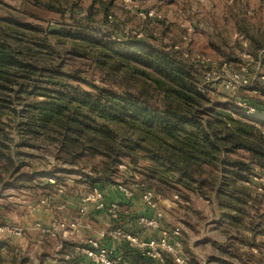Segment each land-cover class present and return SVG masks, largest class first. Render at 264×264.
Instances as JSON below:
<instances>
[{"label":"rangeland","instance_id":"374dc122","mask_svg":"<svg viewBox=\"0 0 264 264\" xmlns=\"http://www.w3.org/2000/svg\"><path fill=\"white\" fill-rule=\"evenodd\" d=\"M149 10L153 11V17L137 14ZM68 33L116 41L113 47L121 52H134L128 44L120 43L125 40L163 51L191 67L198 79V90L206 100L205 107L225 105L231 107L230 112L236 109L264 121V115L258 114L254 107L264 105V0H0V40H7L17 57L49 68L62 61L65 67L77 71L75 75L110 90L120 91L125 84L143 85V80L129 76L128 69L110 68L118 62L115 58L102 68L93 66L97 46ZM234 72L240 73L246 82L226 88L228 75ZM20 75L24 72L12 69L4 74L7 81L0 78L5 87H0V97L10 101L0 110V140L5 145H0V150L11 156L15 167L7 171L9 162L0 156V264H52L54 260L64 263L62 257L70 255L69 249L54 247L69 239L75 230L52 234L41 229L46 230L54 221L77 220L83 225L95 221L97 215L103 228L97 234L93 231L85 241L105 240V244H100L120 257V264L123 255L114 248L118 242L127 247L123 251L126 263L149 264V258L123 237L101 238V232L120 229L148 240L178 227L179 251L184 260L182 252L185 254L187 264H264V184L260 181L264 168L252 165L250 171L243 172L248 178L239 183L242 187L236 186L237 191L228 200L231 205L228 209L219 206L211 195L206 200L183 189L173 182L171 175L158 174L159 180L148 177V169L159 168L143 150L146 143L138 140L125 125L108 124L115 137L112 141L117 155L106 150L107 155L83 154L72 160L69 153L58 151L56 134L34 125L32 132L29 126L21 125L29 119L28 105L55 99L59 95L54 89L68 90L33 82L41 88L30 85L27 93H22L24 80ZM215 76L221 77L215 79ZM255 126L264 132L260 123ZM133 140L139 144L135 146ZM242 158L247 160L246 155ZM106 168L108 174L103 173ZM34 173L44 176L30 181L21 177ZM51 174L54 176L50 177ZM98 178L103 182H92ZM139 179L153 193H160L159 198L146 204L136 188L140 195H134L132 209L107 200L104 195L107 203H117L116 216L90 202L85 204L86 209L93 208L80 213L81 198L93 190L102 192L107 184L132 186L142 182ZM165 198L172 199L176 206L172 209L162 206ZM143 208L151 214L139 213ZM124 211L134 216L128 217ZM158 214L156 228L138 223L140 217ZM81 215L85 220H80ZM165 224L168 230L164 229ZM10 226L19 229V234L4 230ZM147 230H159V235L146 237L143 232ZM193 239L197 241L191 250ZM164 260L177 264L169 254Z\"/></svg>","mask_w":264,"mask_h":264},{"label":"trees","instance_id":"16d2710c","mask_svg":"<svg viewBox=\"0 0 264 264\" xmlns=\"http://www.w3.org/2000/svg\"><path fill=\"white\" fill-rule=\"evenodd\" d=\"M68 36L97 46L93 66L102 68L115 58L118 62L110 68L114 71L128 69L129 76L143 80V85L125 84L120 91L99 87L75 75L77 71L65 67L62 61L50 68L25 61L16 56L7 40L1 39L0 78L7 81L4 74L18 69L24 72L19 76L24 80L22 93H27L30 85L41 88L34 85L38 82L68 90L54 89L59 95L55 99L41 105H28L29 119L21 125L29 126L32 132H35L34 125L56 134L58 151L69 153L72 160L83 154L115 152L112 141L115 137L108 124L125 125L134 131L138 140L146 143L143 150L159 168L148 169V177L159 180L156 176L166 173L183 189L206 200L211 195L219 206L230 209L228 200L237 191L236 186L242 187V182L248 178L243 172L250 171L252 165L264 168V135L255 126L260 123L264 127V121H257L236 109L230 112L231 107L225 105L205 107L206 100L198 90V79L191 67L163 51L125 40L120 43L128 44L134 52H121L113 47L116 41L89 34L68 33ZM71 81H76V86L69 83ZM0 87L5 89L1 82ZM9 103L0 97V110ZM254 107L258 114L264 115L263 104ZM132 144L139 143L133 140ZM0 145L5 146L1 140ZM245 155L247 160L242 158ZM0 156L9 162L7 171L15 168L9 154L0 150ZM103 173L108 174L107 168ZM38 176L44 174L21 177L30 181ZM142 182L148 188L149 185Z\"/></svg>","mask_w":264,"mask_h":264},{"label":"built area","instance_id":"2783aa9c","mask_svg":"<svg viewBox=\"0 0 264 264\" xmlns=\"http://www.w3.org/2000/svg\"><path fill=\"white\" fill-rule=\"evenodd\" d=\"M142 17H153V11H138L137 13ZM221 77V76H220ZM219 76H215V79L220 78ZM205 78L208 79V75H205ZM264 78V77H263ZM228 81L224 84L226 88L228 87H238L244 84L246 81L242 77V75L238 72H234L231 75H228ZM264 134V132H263ZM264 178V177H263ZM263 178H260L261 183L264 184ZM118 189L123 191L125 197H131L133 194L132 187L137 188L141 191V198L144 200L146 204H150L154 199L159 198V194L153 193L149 188H147L142 182H136L131 187H126L124 185H117ZM82 207L79 208L80 213H84L86 211V203H94L95 207L98 209L106 208L113 216H116V210L118 205L116 202H106L104 199V195L100 190H93L88 193L85 197L81 198ZM158 214L156 217H140L138 219V223L148 227V228H156L158 226L159 221ZM78 228V221H54L52 225L46 230L41 229L42 231H47L52 234L56 232L61 233H72L74 230ZM5 231L11 232L14 234H19V229L16 227H5ZM171 235V236H170ZM179 229L175 227L170 233L167 231L162 232L161 236L158 238H151L148 240H142L137 238L130 233H125L120 229H110L105 232H101L100 236L109 237L112 239L123 237L126 239L130 245L136 246L144 251V254L149 259L157 260L162 262L163 264H169L164 260V256L169 254L173 257L174 262L177 264H182L184 262L183 257L180 255V241L178 238ZM76 251H79L83 256L89 259L93 264H120V257L114 256L113 251L106 247H103L97 239H88L82 245L76 248ZM62 260L65 262L69 261L70 264H81L78 261H74L71 259V255L67 254L62 257ZM63 262L58 263L56 260L52 262V264H64Z\"/></svg>","mask_w":264,"mask_h":264},{"label":"crops","instance_id":"0c3cea01","mask_svg":"<svg viewBox=\"0 0 264 264\" xmlns=\"http://www.w3.org/2000/svg\"><path fill=\"white\" fill-rule=\"evenodd\" d=\"M124 186L131 187L130 183L129 184L126 183V184H124ZM131 189L133 191V194H132L133 196L132 197H125L124 196L125 194L123 193V191L118 189V186L116 184H107L106 186L103 187L102 193H103V195H106L105 197L107 198V200H115L117 202H121L122 205H125V207H127L129 209H132L131 206L135 205V203H134V201H135L134 195H140V193H139V190H137L134 187H132ZM108 197L110 199H108ZM162 206H166V207H169V208L172 209L173 206H176V204H175V202L172 201V199L165 198L163 200ZM211 207H212V209H214V203H212ZM88 208H93V207H87L86 211L88 210ZM86 211H85V213H86ZM213 211H215V209ZM147 212H146V208H143V210L141 212H139V213H141V214H151V213H147ZM125 214L128 217L129 216L130 217L134 216L131 213L129 214L127 211L125 212ZM83 216L80 219L81 221L85 220V219H83ZM91 217H93V215ZM95 218H97L95 221H93V220H91L90 222L87 221V222L83 223V225L79 223L78 224V228L75 230V232L73 234H70V237H68L69 239L65 238V241L63 243H60V244L56 245L54 247V249L57 250L58 247L65 248L63 250L69 249L68 252L70 253L72 260L78 261L81 264H93L89 259H87L85 256H83L81 253L75 251V249L78 246H80L81 244H83V242L87 239V236H92L90 234H92L93 231H94V234H97V232L101 228H103V227H101L102 226L101 224H103L101 222V217L99 215H97V217H95ZM93 226H97V227H100V228L97 229V228H94ZM167 227L168 226H166V224H165L164 225V229L168 230ZM91 228H94L95 230L92 229V231H91ZM90 231H91V233H90ZM143 234L146 237L158 236L159 235V230H147V231H144ZM196 241H197V239H193L191 241V246H192L191 250H193V245H194V243H196ZM100 243L101 244H103V243L105 244L106 242H105V240L101 239ZM114 248L116 249L117 252H119V253H121L123 255V262L122 263L123 264H128V263H126L127 262V256H125L124 252H123L124 250L127 249L125 244H123L121 242H118L115 245ZM195 253L197 254V252H195ZM182 254L184 255V258H185L183 264H187V260L188 259H186V256H185V254L183 252H182ZM147 261H148L149 264H158L159 263V262H157L155 260H150V259H147Z\"/></svg>","mask_w":264,"mask_h":264}]
</instances>
